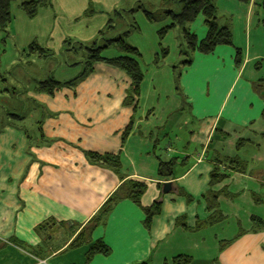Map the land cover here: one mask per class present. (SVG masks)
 <instances>
[{
    "label": "crops",
    "instance_id": "1",
    "mask_svg": "<svg viewBox=\"0 0 264 264\" xmlns=\"http://www.w3.org/2000/svg\"><path fill=\"white\" fill-rule=\"evenodd\" d=\"M88 2L52 0L35 19L42 16L51 22L66 14L70 21L90 12L89 25L71 34L86 42L101 31L105 15L121 0ZM229 2L233 9H228L226 1L224 10L232 18L233 47H219L209 56L197 54L192 65L181 72L174 69L180 60L179 42L178 49L177 43H169L170 31L164 40L159 38V31L171 23L150 28L144 19L140 25L137 22L139 34L127 39L142 55L144 80L136 109L124 105L130 78L104 63L94 64L93 72L74 87L55 89L53 97L35 93L37 86L23 88L21 93L38 108L41 118L31 135L21 126L25 119L19 114H7L9 119L1 122L0 264H175L179 256L189 257V264H211L205 259L212 245L203 239L206 229L201 228L213 225V212H219L218 223L226 225L227 217L237 213L239 200L251 207L255 203L250 194L264 189V140L260 138L264 134V12L258 10L259 0H249L247 5ZM133 17L135 20L138 15ZM163 18L158 17L155 23ZM12 22L13 17L6 33L0 31L1 76L16 62L8 53ZM146 26L150 34L145 32ZM191 32L203 39L207 30L199 21L191 26ZM49 38L56 41L54 46L38 45L50 56L67 38ZM31 43L19 45L23 57L30 56ZM72 51L77 57L75 47ZM236 51L241 52L239 66L235 64ZM119 56L112 52L102 57ZM72 67L61 65L56 77L44 81H71L81 70ZM1 83L0 99L20 98V89H7V82ZM131 122L132 128L123 139ZM158 139H162L159 151L154 150ZM238 139L253 141L260 148L236 151L233 146ZM86 153L119 155L121 175L147 185L141 198L143 208L160 198L161 214L149 228L143 210L124 200L117 203L104 224L89 232L90 221L122 181L112 170L91 163ZM156 155L165 161L176 159L173 177H158ZM225 156L259 164H248L253 176L232 173L228 180L212 186L216 159ZM166 183L173 188L161 194L158 184ZM180 190L191 200L181 197ZM232 193L242 195L236 198ZM181 220L189 224L179 225ZM45 223V229L37 230ZM197 227L198 239L192 231ZM85 230L84 239L78 241ZM202 240L203 245L198 243ZM98 241L110 254L95 255L88 261L89 249ZM222 242L226 244L214 264H264V228L249 227ZM73 243L76 245L71 246Z\"/></svg>",
    "mask_w": 264,
    "mask_h": 264
},
{
    "label": "trees",
    "instance_id": "2",
    "mask_svg": "<svg viewBox=\"0 0 264 264\" xmlns=\"http://www.w3.org/2000/svg\"><path fill=\"white\" fill-rule=\"evenodd\" d=\"M20 1L19 8L25 13L29 19H33L37 16L39 10L42 8H48L52 4V0H0V31L6 33L8 27L12 21L11 8L12 4ZM244 3H249V0H240ZM150 7L156 9V12L148 11L143 9V6H139L138 10H143L146 18L149 22L155 23L158 17L170 18L172 23L170 26L165 27L159 31L160 38H163L169 31L172 29L179 28L181 31L182 40L184 45L180 48L179 53V62L178 66H175L174 69H182L190 67L193 63L195 55L209 56L212 55L217 48L219 47H233V34L229 24H221V17L219 15L218 7L215 3V0H149ZM163 5L161 6L160 5ZM264 6V2H263ZM167 8V9H166ZM137 10V11H138ZM136 12L135 9L127 11L129 15H133ZM156 13V14H155ZM90 14V12L88 13ZM201 17L203 25L205 26L207 32L203 39H199L196 34L191 32V26L196 22V20ZM127 27L124 32L119 30L122 26ZM139 31V27L136 24L134 19L127 20L120 10H115L112 17L109 18L105 29L101 30L98 35V39L95 40L90 47H86L88 51V59L84 63L83 72L76 77L75 79L68 82H58L53 79L41 82L35 88V93L47 94L50 97H53L55 89L60 87H74L77 83L83 81L87 76L93 72V66L96 63H104L115 68H118L126 73L130 78L131 84L127 90L126 98L124 101L125 106H134V109L137 107V103L140 97L141 84L144 80V72L142 70L140 61L142 55L140 51L131 46L127 41L131 33ZM110 34V36H107ZM99 41L101 43H99ZM73 44L71 40H65L64 45ZM83 46V45H82ZM115 47L120 56L114 59H105L101 56L102 52L108 48ZM71 48L70 50H73ZM29 55L38 54L40 57L44 58L49 56L50 52L44 50L36 42H33L28 47ZM237 56L235 64L237 66L241 63L240 51H236ZM166 56L167 54H163ZM163 56V57H164ZM158 62V59H155V62ZM0 81H5L4 77L0 75ZM17 116V115H11ZM264 119V111L262 114ZM132 128V122L126 127L123 133V139H125ZM227 136L232 137L226 133ZM166 137V136H165ZM226 137V136H225ZM264 140V134L260 135ZM166 139V138H164ZM162 139L156 141L154 150H161L158 144ZM249 146H255L256 149L260 147L256 145L253 141L248 139H238L236 144L233 146L236 151L245 149ZM232 147V146H231ZM87 158L93 164H100L101 166L112 170L121 178V185L116 189V191L108 198L105 204L100 209L97 216H95L89 223V232L98 227L101 224H104L107 217L117 205V203L128 200L134 203L136 206L140 207L145 214V226L149 228L155 217L160 216L162 202L160 198L156 200L151 207L143 208L141 206V198L147 191V185L144 182L126 180L121 175V161L119 155H97L92 153H86ZM158 160V177L159 178H170L174 176V168L176 165V159H171L169 161L162 160L160 156H155ZM213 171L211 173V182L212 186L223 183L228 180L232 173H239L242 175H254V172L249 171V163L242 161L238 157H229L225 156L222 159L217 158ZM221 166L225 170L221 169ZM165 184H158V189L161 191ZM173 188V185H171ZM179 195L184 197L187 201H190V197L180 190ZM218 195L215 197L217 198ZM261 201L260 203H263ZM216 203V201H215ZM213 203V206L216 205ZM218 216V215H217ZM220 217V216H218ZM251 220L254 222V225L258 224L260 228H264V221L260 218L251 217ZM46 223L39 226L37 230L45 229ZM86 230L83 231L78 237V241L84 239L86 235ZM76 242V241H75ZM76 245V243L71 244V246ZM110 254V250L103 244V242L98 241L94 243L88 252V261H90L95 255L107 256ZM189 257L179 256L175 258V264H189L191 263Z\"/></svg>",
    "mask_w": 264,
    "mask_h": 264
},
{
    "label": "rangeland",
    "instance_id": "3",
    "mask_svg": "<svg viewBox=\"0 0 264 264\" xmlns=\"http://www.w3.org/2000/svg\"><path fill=\"white\" fill-rule=\"evenodd\" d=\"M81 1L85 5H88V0H76V2L79 4ZM226 1L229 4L228 9H233L232 4L229 2L230 0H215V3L218 7L219 10V15L221 17V24H229V26L232 28V18L231 15H228L226 12L225 7L228 6ZM241 4L247 5L248 3L241 2L240 0H235ZM260 4L258 7V10L261 12H264V6L263 2L264 0H259ZM91 3V2H90ZM143 6V9H146L148 11H153L156 12V9H153L150 7V2L149 0H121L115 7L113 11H111L109 14H106L107 21L104 24L103 29H105V26L109 20V18L112 17L113 13L115 10H120L121 13L124 15V17L127 20H130L131 18L133 19V15H138V18L135 19V22L137 24L141 23L142 20L144 19L145 23L151 28V27H161L162 24H170L172 23V20L170 18H163L157 23H151L148 20H146V15L144 14L143 10H138L139 6ZM161 5V3H160ZM20 6V1L15 2L12 4V17H13V22L12 25L9 29L10 33V38L8 39L9 43V54H11L13 57H15V63L10 66L6 71L5 75L2 74L4 79L7 82L5 87L7 89H20V93L23 92V88H27L31 86V88L34 86H37L39 82L44 81L50 76L56 77L58 73H60V66L61 65H73L72 69L74 68H80V74L84 70V63L88 59V51L86 50V47H90L91 44L98 39L99 33L94 36L92 39L86 40V42L79 41L78 35H71L72 33L78 32V28L81 26L87 27L89 25V16L90 14L83 13V16L80 18H72L70 21L66 19V14L64 15H58L57 19H53L51 22L48 20L44 19L42 16L40 18H34V19H29L25 13L19 8ZM163 6V5H161ZM94 8V7H93ZM92 8V9H93ZM135 9L136 12L131 16L127 13L129 10ZM167 9V8H166ZM138 10V11H137ZM84 12V11H83ZM156 14V13H155ZM70 16V15H69ZM146 18V19H145ZM202 18L199 17L194 24H197L199 21H201V24L203 25V21L201 20ZM137 24V25H138ZM67 25V27H66ZM140 25V24H139ZM70 26V27H69ZM144 26V25H143ZM205 28V26L203 25ZM147 29H145L146 33L150 34V30L146 26ZM127 29V27L122 26L119 30L120 32H124ZM206 29V28H205ZM66 31L69 32L66 35ZM159 30L157 29V32ZM156 32V34H157ZM171 36L168 39L170 44H176L177 43V49H178V42L180 47L182 48V45H184V42L182 40L181 36V31L179 28L172 29L171 31ZM169 32V33H170ZM134 33H131L133 35ZM135 34H139L138 32H135ZM59 36L63 35L64 39L65 37L67 39L65 40H71L73 44L71 45H64V42L62 43V47L58 50L57 47L55 46L56 51H52V54L47 57H40L38 54H34L31 56L23 57V52L20 50V44H30L31 42H36L39 44L41 47L42 46H54L53 44L56 43L55 40H52L49 38V36ZM130 35V36H131ZM107 36H110V34H107ZM168 35H165L163 38H160V40H164L165 37ZM111 37V36H110ZM129 38V37H128ZM204 38V37H203ZM64 40V41H65ZM201 40V39H200ZM128 41V40H127ZM99 43H101L99 41ZM32 44V43H31ZM83 45V46H82ZM75 47L76 52L78 53V56L75 57L71 48ZM44 48V47H43ZM63 48V50H62ZM50 50V49H49ZM29 52V51H28ZM112 52H118L115 47L108 48L102 52V56H110V53ZM74 59V60H73ZM31 62V63H30ZM79 64V65H75ZM178 63H176L174 66H178ZM79 74V75H80ZM19 75H22L19 77ZM19 77V78H18ZM78 77V76H77ZM22 79V83H18V80ZM2 81H0V85L2 86ZM21 84V85H20ZM33 87V88H34ZM22 94V93H21ZM34 107L32 104H30L29 100L27 99L26 94L23 96V94L20 96V98H10L9 100H4L3 97L1 96L0 99V126L2 125L1 122H5L6 120L9 119L7 114H19L20 116H23L25 121L21 124L22 127L28 132L29 135L33 133V131H36V127L38 126L37 122L41 118V112L38 110V108ZM8 118V119H7ZM35 129V130H34ZM261 138V137H260ZM263 140V138H261ZM259 164L257 161L256 163L253 161H250V165H255ZM262 180V179H261ZM233 194V193H232ZM242 194H233V197L236 196H241ZM227 196H230V194H227ZM251 198V201L255 204H253L251 207H248L246 205L241 204V201L239 200V203L236 207L237 213H233L235 215L227 217V220L225 221L227 224L224 225L223 223L219 224L217 219H220L218 214L216 212H213V225H209L206 228H201V230L206 229V231L202 234V236H205L203 239H205V242H209L212 245L211 251H210V256L206 258V262H210L211 264H214V261L216 260L217 254L220 250V248L225 245L226 243L222 242V240L228 239V237H232L234 235H239L243 232V230H247L249 227H254V229L260 228L258 224L253 225L250 221V215H256L260 218L264 219V204L263 203H256L257 200H262L264 201V189L261 192H258V194H250L249 196ZM235 198V199H236ZM246 198V197H245ZM256 199V201H255ZM213 205V204H211ZM242 205V206H240ZM244 210V214L242 211ZM236 214L238 217H236ZM218 215V216H217ZM250 216V217H249ZM218 217V218H217ZM228 218H230L228 220ZM185 220H181L179 222V225H187L189 224ZM216 222L218 223L217 225ZM192 231H196L195 234H198L196 237H200L201 234L198 233L200 229L197 227V229H193ZM202 239V238H201ZM198 243H202L203 245V240ZM208 244V243H207Z\"/></svg>",
    "mask_w": 264,
    "mask_h": 264
},
{
    "label": "water",
    "instance_id": "4",
    "mask_svg": "<svg viewBox=\"0 0 264 264\" xmlns=\"http://www.w3.org/2000/svg\"><path fill=\"white\" fill-rule=\"evenodd\" d=\"M171 190V184L170 183H166L163 187V193L166 194Z\"/></svg>",
    "mask_w": 264,
    "mask_h": 264
}]
</instances>
